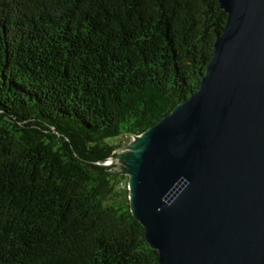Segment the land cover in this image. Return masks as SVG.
I'll use <instances>...</instances> for the list:
<instances>
[{
    "label": "trees",
    "instance_id": "1",
    "mask_svg": "<svg viewBox=\"0 0 264 264\" xmlns=\"http://www.w3.org/2000/svg\"><path fill=\"white\" fill-rule=\"evenodd\" d=\"M225 23L217 0H0V264H159L111 158Z\"/></svg>",
    "mask_w": 264,
    "mask_h": 264
},
{
    "label": "water",
    "instance_id": "2",
    "mask_svg": "<svg viewBox=\"0 0 264 264\" xmlns=\"http://www.w3.org/2000/svg\"><path fill=\"white\" fill-rule=\"evenodd\" d=\"M198 89L111 161L159 264H264V0H217Z\"/></svg>",
    "mask_w": 264,
    "mask_h": 264
},
{
    "label": "rangeland",
    "instance_id": "3",
    "mask_svg": "<svg viewBox=\"0 0 264 264\" xmlns=\"http://www.w3.org/2000/svg\"><path fill=\"white\" fill-rule=\"evenodd\" d=\"M111 140H116V139H111ZM133 140V138H130V139H128V138H126V137H119L118 138V140H116V141H122V143H123V147L122 148H120V149H118L117 151H116V154L115 155H117V154H119V153H121V152H124L126 149V145L127 144H129L131 141ZM115 162V164L117 165V167L119 168V166L118 165H122V166H126L125 164H123L122 162H117V161H114ZM119 170L122 172L123 170L121 169V168H119ZM124 174H126L127 175V183H128V179L130 178L129 177V175L127 174V173H124Z\"/></svg>",
    "mask_w": 264,
    "mask_h": 264
},
{
    "label": "built area",
    "instance_id": "4",
    "mask_svg": "<svg viewBox=\"0 0 264 264\" xmlns=\"http://www.w3.org/2000/svg\"><path fill=\"white\" fill-rule=\"evenodd\" d=\"M109 163V162H108Z\"/></svg>",
    "mask_w": 264,
    "mask_h": 264
}]
</instances>
